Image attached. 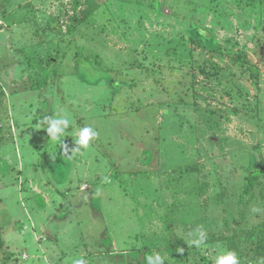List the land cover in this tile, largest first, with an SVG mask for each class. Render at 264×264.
Wrapping results in <instances>:
<instances>
[{
    "label": "rangeland",
    "instance_id": "obj_1",
    "mask_svg": "<svg viewBox=\"0 0 264 264\" xmlns=\"http://www.w3.org/2000/svg\"><path fill=\"white\" fill-rule=\"evenodd\" d=\"M0 232V264H264V0H0Z\"/></svg>",
    "mask_w": 264,
    "mask_h": 264
},
{
    "label": "clouds",
    "instance_id": "obj_2",
    "mask_svg": "<svg viewBox=\"0 0 264 264\" xmlns=\"http://www.w3.org/2000/svg\"><path fill=\"white\" fill-rule=\"evenodd\" d=\"M47 128L46 132L50 137V142L55 145L60 143L62 137H64L65 130L69 128L72 123L71 118L67 114H62L58 117L48 118L46 120ZM75 136V144L79 146V148H88L90 141L97 138L98 133L92 127H83L78 131L72 133ZM76 149V151L79 150ZM196 236L195 239L191 240V244L199 247L206 236L202 230H197V232L193 233ZM218 247V252L214 258V264H240L238 255L235 251H230L225 248ZM180 252H183V249H180ZM165 256L160 255L159 253H154L153 255H148L146 257L147 264H164ZM72 264H86V261L83 258L74 259Z\"/></svg>",
    "mask_w": 264,
    "mask_h": 264
},
{
    "label": "trees",
    "instance_id": "obj_3",
    "mask_svg": "<svg viewBox=\"0 0 264 264\" xmlns=\"http://www.w3.org/2000/svg\"><path fill=\"white\" fill-rule=\"evenodd\" d=\"M80 57H81L80 54H76V56H75V63L77 64V66H78L79 68H81V69L84 70L83 73H87L90 77H93V76H95V75H97V76H99V75H100V76L103 75V74L100 73V72L97 73L94 69L91 68V66L88 64L87 61H85L83 58H80ZM87 74H86V75H87ZM101 77H102V76H101ZM96 79H97V78H96ZM258 175H259V171L252 172V173L250 174V178H251V179L257 178ZM249 185L251 186L250 183H248V186H249ZM246 190H247V188H246ZM3 246H4V241H3V239H2L1 232H0V250L3 249ZM8 255H9V257H10V256H11V253H9Z\"/></svg>",
    "mask_w": 264,
    "mask_h": 264
}]
</instances>
